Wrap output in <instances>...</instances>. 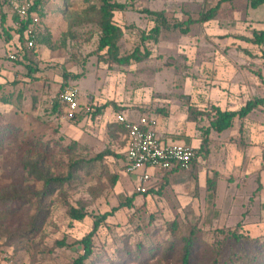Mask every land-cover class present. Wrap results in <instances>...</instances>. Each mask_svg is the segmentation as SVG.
<instances>
[{
    "label": "rangeland",
    "instance_id": "374dc122",
    "mask_svg": "<svg viewBox=\"0 0 264 264\" xmlns=\"http://www.w3.org/2000/svg\"><path fill=\"white\" fill-rule=\"evenodd\" d=\"M20 1L38 3L41 14L36 49L10 62L7 57L24 49L25 41L18 33L20 19L10 4L0 3L13 23L2 32L6 58H0L5 67L0 74V264H72L84 253L79 242L92 230V217L133 194L139 198L132 208L119 210L94 236V262L113 258L122 240L133 249L143 243L163 253L173 223L181 235L201 231L207 243L192 264L215 259L245 264L264 257V227L253 228L251 235L241 224L235 235L220 232L226 226L216 212L218 168H226L228 178L231 162L219 165L209 149L215 133L212 108H223L221 98L233 84L231 70L255 80L249 85L252 101L263 95L264 44L252 42L261 31L239 20L243 13L237 15L225 2L212 21L195 22L221 0H109L123 6L114 12L121 36L111 55L99 51L101 0ZM146 10L164 13L171 28L155 36L158 23ZM260 11L264 8L250 13L262 18ZM189 20L195 23L184 34L181 28ZM70 85L81 92L79 113L71 118L60 104ZM121 112L151 115L180 143V136L189 134L201 142L207 137L208 145L196 150L192 170L168 174L158 191L140 197L136 176L123 169L126 135L116 122ZM254 114L263 117L264 104ZM205 178L207 203L200 187ZM70 208L84 209L90 217L72 221ZM248 214L229 212L231 228ZM126 264L181 263L178 254L169 259L160 254Z\"/></svg>",
    "mask_w": 264,
    "mask_h": 264
},
{
    "label": "crops",
    "instance_id": "0c3cea01",
    "mask_svg": "<svg viewBox=\"0 0 264 264\" xmlns=\"http://www.w3.org/2000/svg\"><path fill=\"white\" fill-rule=\"evenodd\" d=\"M1 6L2 4H0V58H6V55L4 56L6 42L2 32L5 28L12 26L13 23H11L12 20L10 18L12 16L7 15L9 14L8 11L6 9H1ZM232 6L237 15L238 13H243L241 14L242 17L238 16L241 17L239 20H244L245 23L253 25L258 31H264V16L261 18L258 15H252L250 13L253 10L258 11L260 8H264V6L256 9L248 8L245 0H235ZM1 10H5V12L3 11L1 14ZM261 14L264 13L262 12ZM242 61L245 62L244 59H242ZM3 69H5V67L0 66L1 75L4 72ZM231 72L229 76H232L233 84L231 85L230 92H227V94L221 98V101L225 102L224 106L223 104L219 106L223 108L232 107L233 111H237L246 106L248 102L252 101V97L255 94L252 93L254 88L250 86H252V83L255 84V80L246 76L244 73H234V68ZM235 77H237V79H235ZM246 77L247 80L245 79ZM262 94L260 99L264 98V92ZM223 108L221 109L222 111H227ZM254 111L245 118H236L231 129L220 134L212 132L209 137L211 140L209 144L211 159L213 154L216 153L218 155V164L219 161L222 163L227 161L231 162V173L228 178L226 176L227 169L222 166L218 168L221 179L217 184L214 197L218 205L216 210L219 214L218 219L219 222L220 220L222 222L221 227H231L233 225V223L228 222L230 221V217H232V215H229V212L240 211V215L243 217L245 212L250 211V215H246V220L241 218L243 221H237L238 223L236 224V226L241 224L242 230L249 232V235L253 232V228L264 227V116L257 117ZM126 117L136 121L140 116L135 117L130 115ZM157 131L163 143L186 145L192 147L195 151L201 149L202 142L199 138L196 139V137L193 138V136L186 134L185 136H180L184 139V143H180L179 139H177L178 137L174 135L170 136L169 131H163V129L159 127V124ZM127 143L126 137L125 157ZM229 157L230 159H228ZM197 160L193 162L191 170ZM151 173L156 175L155 171H151ZM180 173H184V171L167 173L162 182L158 183V185L149 192L158 191L168 174L176 176ZM133 182L135 183L134 180ZM207 184V178H205L204 186H202V184L200 185L201 191L205 194L206 203L209 195Z\"/></svg>",
    "mask_w": 264,
    "mask_h": 264
},
{
    "label": "trees",
    "instance_id": "16d2710c",
    "mask_svg": "<svg viewBox=\"0 0 264 264\" xmlns=\"http://www.w3.org/2000/svg\"><path fill=\"white\" fill-rule=\"evenodd\" d=\"M102 6L99 9L100 15V31L102 36L100 38L99 51L107 50L111 55L115 53L117 49V42L121 36V29L114 23V12L119 11L123 8L121 5L113 4L109 0H101ZM235 0H221L219 4L206 13L199 20L195 21L196 23H207L212 21L215 18L217 11L220 8V4L225 3H233ZM248 8H259L264 6V0H245ZM38 3H34L31 9V13L41 14L40 9L38 8ZM144 13L155 17L156 23L158 25L152 30V33L155 36H158L161 32L162 28L168 29L171 26L168 23V19L165 17L164 13L159 12H151V11H143ZM194 21L189 20L186 23V28H181V32L184 34H188L190 31V27L195 23ZM21 28L18 30L21 39H24V32L28 25V22H22ZM178 25H174V28H177ZM253 44L263 45L264 44V31H261L255 34V39L252 41ZM25 55H23V59ZM122 62V60H120ZM128 62V59L127 61ZM64 78H68L65 75ZM264 104L263 99H257L255 101H250L241 108L239 111H222L220 108L215 107L213 110V120L211 122L210 128L220 134L224 131H227L232 128L233 122L236 118H245L251 112L256 110L258 107ZM119 114L127 115L126 112H121ZM117 124L123 129L126 137L127 131L125 130L122 124ZM208 133V132H207ZM128 142V140H127ZM208 145L207 137L203 140L201 149H206ZM196 153V159H198V152ZM125 160V159H124ZM194 160V161H195ZM153 192V191H151ZM148 192L146 196L151 193ZM137 195L133 194L131 197L127 198L125 202L121 203L118 207L113 208L110 212L104 213L102 215H94L92 218L93 228L92 230L79 242L82 245L83 254L80 255L76 260L72 262V264H126L127 259H150L155 256H159L163 254L165 259H169L171 257L176 256L177 254L180 256L181 264H192L194 261L199 259V254L204 246L207 245L202 239L203 235L201 231L197 229H191V231L187 235H181L179 233V228L176 223H173L169 226V230L171 232L172 239L165 245V248L162 250L163 253H157L156 248L152 246H145L143 243L138 245L135 248L128 247L129 245L125 244L122 240L121 246L118 247V251L114 254L113 258H109L106 262L103 260L93 261L94 255V244L93 238L99 232V230L107 224V220L113 217L119 210L124 208H132L133 203L136 199ZM70 219L75 222L84 221L86 218L90 217V214L84 209H76L70 208L69 212ZM241 225H237L236 228L225 227L220 232L223 231L226 233L232 232V235L236 234V230L240 228ZM243 234V233H241ZM125 244V245H124ZM212 264H219L218 259L212 261ZM245 264H264V257L262 255L255 256L252 258H248Z\"/></svg>",
    "mask_w": 264,
    "mask_h": 264
},
{
    "label": "built area",
    "instance_id": "2783aa9c",
    "mask_svg": "<svg viewBox=\"0 0 264 264\" xmlns=\"http://www.w3.org/2000/svg\"><path fill=\"white\" fill-rule=\"evenodd\" d=\"M0 3L10 4L12 13L22 22H28L24 32V49L10 54L7 60L17 62L25 51L36 49L39 34L40 18L31 13L32 5L27 1L0 0ZM81 92L78 87L70 85L60 95V104L66 108L70 117L80 110ZM116 122L122 124L127 131V150L124 161V172L129 176H136V191L139 195H146L161 183L167 173L175 171H189L196 159L192 147L179 144L163 143L157 128V120L151 115H142L136 121L118 114ZM151 171H155L153 175ZM141 172L140 175L136 173ZM156 183V184H155Z\"/></svg>",
    "mask_w": 264,
    "mask_h": 264
}]
</instances>
